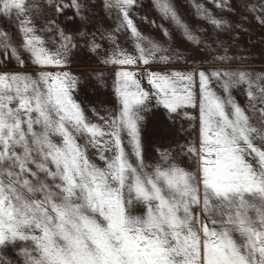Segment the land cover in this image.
<instances>
[{
  "label": "snow or ice",
  "instance_id": "snow-or-ice-1",
  "mask_svg": "<svg viewBox=\"0 0 264 264\" xmlns=\"http://www.w3.org/2000/svg\"><path fill=\"white\" fill-rule=\"evenodd\" d=\"M138 3L105 0L138 54L122 49L115 33L107 37L112 52L104 62L122 66L114 81L118 108L97 123L74 98L79 79L47 70L68 64L72 38L48 21L60 39L50 49L35 23L45 8L68 7L86 22L87 0H0V18L14 19L22 37L16 44L0 28V67L38 66L34 73L0 71V256L12 248L21 264H264V75L145 71L146 90L123 66L178 62L181 54L138 31L130 15ZM215 4L231 8L229 0ZM154 6L182 25L170 0ZM244 6L264 24V0ZM197 8L215 27H226ZM185 35L200 43L190 30ZM242 85L247 107L231 94ZM161 106L174 121L198 120V137L176 152L159 150L149 165L142 122ZM189 128L196 134L193 123ZM183 156L195 169L183 165Z\"/></svg>",
  "mask_w": 264,
  "mask_h": 264
},
{
  "label": "rangeland",
  "instance_id": "rangeland-1",
  "mask_svg": "<svg viewBox=\"0 0 264 264\" xmlns=\"http://www.w3.org/2000/svg\"><path fill=\"white\" fill-rule=\"evenodd\" d=\"M170 2L176 9L182 25L163 17L154 6V0H139L130 15L143 36L158 42L164 48L179 52L181 59L171 63L150 62L148 65L138 62L136 65L123 67L133 72L141 68L142 73L154 70L198 73L203 70L210 75L217 70L230 72L243 70L250 76L264 75V24L255 18L256 12L245 8L247 0H229L231 8L228 9L217 7L215 0H170ZM63 3L67 4L69 0H63ZM250 3L259 7V0H250ZM197 5L206 9L214 18L224 21L226 27L223 29L215 27L201 14ZM75 11L71 7L65 8L63 12H56L54 8H45L43 13L38 15L35 23L42 29L38 34L44 38L46 46L50 49L58 48L60 39L51 31L52 26L48 21H54L60 30L72 38L74 47L68 57V64L59 68L49 67L47 70L68 71L76 76L80 85L74 98L81 103L93 122L103 123L99 118L118 108L114 81L115 73L122 68L120 65L104 62L106 54L112 52L111 41L107 37L115 33L122 49L132 55L138 53L130 33L124 29L117 31L120 22L119 12L117 9L106 8L105 0H87V8L83 12V16L87 17L86 22L82 17L76 16ZM161 25L167 29L168 35H164ZM0 28L7 32L10 40L16 44L21 42L22 37L14 19L0 18ZM185 29L190 30L194 37H198L200 43L188 40ZM81 32H88L90 35L82 37L79 35ZM102 34L104 39H101ZM92 36H95L94 42L100 45L96 50L91 47ZM224 56L228 59H222ZM25 60L27 61V56ZM37 68L38 66L31 62H26V65L21 67L14 61H8L6 66L0 67V71L34 73ZM137 78L141 79L142 86L146 90L151 89L146 76L140 74ZM215 84L213 80L214 88ZM231 94L241 106H248L245 86L233 89ZM188 111L192 115H198V110L188 109ZM144 117L142 151L145 162L149 165L154 164L159 158V150L171 149L176 152L178 144L184 145L186 141L198 137V120L188 122L177 118L174 121L169 119L162 106L151 109L144 114ZM189 123H193L196 127V134L192 133ZM182 125L187 131L180 130ZM182 163L188 168L195 169V164L187 156L182 157ZM0 259H3L5 264H21L24 258L19 251L9 248Z\"/></svg>",
  "mask_w": 264,
  "mask_h": 264
},
{
  "label": "built area",
  "instance_id": "built-area-1",
  "mask_svg": "<svg viewBox=\"0 0 264 264\" xmlns=\"http://www.w3.org/2000/svg\"><path fill=\"white\" fill-rule=\"evenodd\" d=\"M142 69L141 68H138L135 73H136V76H140V74H142Z\"/></svg>",
  "mask_w": 264,
  "mask_h": 264
}]
</instances>
